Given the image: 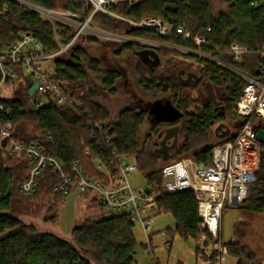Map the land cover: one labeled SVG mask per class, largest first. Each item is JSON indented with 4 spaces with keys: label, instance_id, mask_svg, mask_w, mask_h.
Returning <instances> with one entry per match:
<instances>
[{
    "label": "trees",
    "instance_id": "trees-1",
    "mask_svg": "<svg viewBox=\"0 0 264 264\" xmlns=\"http://www.w3.org/2000/svg\"><path fill=\"white\" fill-rule=\"evenodd\" d=\"M42 9L73 12L89 17L93 9L82 0H22ZM229 11L215 16L206 0H140L133 4L122 3L111 6L114 13L133 21L148 16L162 18L177 29L183 27L194 37L202 36L208 47L197 48L178 37H165L140 29H130L128 23L98 13L94 17L97 25L161 44H169L202 52L226 66L249 77L260 78L258 69L264 65L259 50H264V0H223ZM211 32H206L207 28ZM23 34L34 36L48 54L60 50V43L68 44L74 33L60 24H52L36 11L16 0H0V51L17 43ZM59 42H58V40ZM66 54L49 62L54 65L56 82L72 94L79 106L58 107L55 103L44 108H30L32 78H24L21 67H14L21 80L9 81L16 84L14 97L1 98L11 115L0 114V128L11 122L16 141L30 144L40 141L46 153L62 159L65 163H79L94 178L99 174L94 161L109 155L108 146L98 145L92 140L96 126L105 122L111 125V134L119 153L133 158L153 193L160 194L154 202L159 214L169 213L176 221V234L185 241H197L201 233L202 218L198 202L192 190L175 194L161 193L163 186L162 168L174 161L163 162L156 149L159 142L148 137L142 143L140 134L148 115L134 109L124 110L117 122H112L108 110L99 102V93L92 78L99 80L102 88L117 94L116 83L121 75L117 71L103 70L102 62L93 58L79 44L99 45V41L80 38ZM232 44L250 49L253 53L244 56L243 64H236L229 52ZM118 47L117 54L129 51L139 58L137 75L140 87L149 93L165 94L170 97L175 118L162 119L156 125L155 135L162 138V131L179 126V150L177 160L192 157L198 164L212 165L213 147L219 142L215 129L220 124L238 127L237 102L247 82L226 68L202 58L183 55L176 51L159 49L162 64L153 68L139 55L138 45L104 46ZM114 45V46H112ZM182 70L198 76L195 85L180 83ZM35 125L39 135L32 137L28 128ZM264 131V122L258 127ZM101 135V134H100ZM264 149V144H262ZM30 166L25 158L12 156L0 143V264H138L136 260L138 241L135 224L127 215H111L102 220H86L84 225L72 231L71 239L39 232L26 224L21 215L31 201L43 192L66 200L68 196L55 193L61 179L51 169L38 179L34 197H26L20 184L27 178ZM256 212H264V160L257 173V181L250 191L249 200ZM246 201V202H247ZM172 245L176 234L167 230ZM229 252L238 264H259L249 247L239 242L231 243ZM172 252V251H171ZM171 255V254H170Z\"/></svg>",
    "mask_w": 264,
    "mask_h": 264
},
{
    "label": "built area",
    "instance_id": "built-area-1",
    "mask_svg": "<svg viewBox=\"0 0 264 264\" xmlns=\"http://www.w3.org/2000/svg\"><path fill=\"white\" fill-rule=\"evenodd\" d=\"M36 11L52 24H60L64 29L74 33V38L68 43H60V50L48 54L37 39L30 34H23L21 39L0 51V99L1 91L9 81L21 80L14 67H21L24 78H32L34 84L39 83V89L33 97L34 108H44L55 103L59 108L64 106H79L72 94L56 82L54 75L46 68V64L56 57H61L77 43L80 38H88L102 44L138 45L143 49H167L183 55H190L214 62L231 70L247 84L237 102V114L243 124L237 131L213 147L212 165L204 166L192 159L174 160L162 168L163 186L161 193L175 194L192 190L198 202L199 215L202 218L201 233L195 246L187 253H179L177 264H238L231 257L229 244H225L221 236V224L226 205L242 206L250 196V191L257 181V173L264 160V149L258 140V127L264 122V65L260 66V78H253L226 66L220 61L204 55L200 51L177 47L169 44L139 39L127 32L107 29L97 25L94 17L98 13L113 17L129 24L130 29H140L157 33L165 37H178L195 45L197 48L208 47L202 36L194 37L183 27L174 29L162 18L148 16L140 21H133L110 10L111 6L122 3L133 4L140 0H82L84 5L93 9L92 14L82 16L73 12H58L42 9L22 0H16ZM54 15H60L63 22L52 21ZM207 28L206 32H211ZM229 52L236 64H243L244 56L253 52L238 44H232ZM264 60V50H259ZM11 115V110L0 101V114ZM92 133V140L98 145L108 146L109 155L94 161V169L99 178L92 177L79 163H65L59 157L46 153L45 146L40 141L30 144L20 143L12 138L14 125L9 122L0 128V142L7 140L6 150L12 156L23 157L29 163L27 178L20 184V191L26 197H34L37 179L51 169L58 174L61 181L55 187V193L70 196L73 192L89 194L99 203L103 210L112 215H127L135 225L142 228L147 236V248L150 251L153 264H161L155 257L152 244L154 231V202L160 194H148L144 189L134 187L132 177L139 173L133 158L121 155L115 145V137L111 134L108 122L97 125ZM101 134V135H100ZM174 245L166 242L163 250L171 254Z\"/></svg>",
    "mask_w": 264,
    "mask_h": 264
},
{
    "label": "rangeland",
    "instance_id": "rangeland-1",
    "mask_svg": "<svg viewBox=\"0 0 264 264\" xmlns=\"http://www.w3.org/2000/svg\"><path fill=\"white\" fill-rule=\"evenodd\" d=\"M206 1L210 2L215 16L229 11L228 5L223 0ZM60 17V15H54L51 20L63 22ZM78 47L84 48L93 58L99 59L102 62L104 71L116 70L121 75L116 95L104 92L100 81L94 77L92 78V84L99 93V102L108 110L112 122H117L122 111L128 107L133 90L138 92H136L138 97L144 96L152 100L157 98L165 100L168 98L165 94L145 93L144 90L143 92L139 88L140 79L136 72L139 58L136 54L125 51L122 55H118V47H108L107 45L104 46V44L89 45L82 43ZM45 66L54 75V65L48 63ZM16 90L17 85L15 83L13 85L7 84L3 87L1 96L2 98L14 97ZM33 103V101H30V108H33ZM170 110L174 112L172 108ZM165 115H168V117L172 116L170 111L167 112L163 109H155L153 113L156 118H163ZM28 131L32 137L39 135L35 125H30ZM149 131L150 125L148 126L146 122L140 134L141 143ZM4 149L7 153L8 150ZM177 159L174 158V160ZM186 159L194 160L192 157H187ZM132 182L134 187L139 190L144 189L147 184L145 176L140 172L132 177ZM111 215L108 211L103 210L92 195L73 192L63 201L45 191L31 201V205L23 212L21 218L26 224L34 225L39 232L54 234L70 240L72 231L84 225L86 220H102ZM152 215L155 216L154 231L152 233L155 257L161 264H177L179 262V259H177L179 253H187L192 250L195 242L193 240L185 241L180 235L176 234L177 223L171 214L164 212L159 214L155 207ZM167 230L176 234L174 248L170 256L167 251L163 250L164 244L171 240ZM135 235L138 241L136 254L138 264H153L150 251L147 248V236L138 225L135 226ZM221 236L225 244L239 242L242 245H246L255 254L256 263L264 264V212H256L250 202L247 201L240 207L226 205L221 224ZM231 263L235 264L233 261ZM186 264H193V262Z\"/></svg>",
    "mask_w": 264,
    "mask_h": 264
},
{
    "label": "water",
    "instance_id": "water-1",
    "mask_svg": "<svg viewBox=\"0 0 264 264\" xmlns=\"http://www.w3.org/2000/svg\"><path fill=\"white\" fill-rule=\"evenodd\" d=\"M139 55L146 63H148L153 68H158L162 64L161 57L156 50L144 49L140 51ZM179 78H180V83L185 84V85L195 83L196 81L193 82L192 78H195L196 80H198V76L195 73H189L187 79H184L182 71L179 73ZM38 89H39V83H35L30 89V97H34ZM242 124H243V121L239 120L235 126L239 127ZM179 132H180V127L174 126L172 128L164 129L161 133L162 140L160 141L159 147L156 149V152L158 155L162 157V160L165 163L169 162L170 160L174 159L177 156V152L179 150V143H180ZM231 132L232 130L230 127H228L225 124H220L215 129V136L219 141H221V140L226 139L231 134ZM172 139L173 141L172 143H170ZM258 140L262 144H264V131L263 130L259 131ZM6 144H7V140H4L2 142V147L6 148ZM201 168L203 169L204 166L201 165ZM145 192L148 194H151L152 189L150 187H146Z\"/></svg>",
    "mask_w": 264,
    "mask_h": 264
},
{
    "label": "flooded vegetation",
    "instance_id": "flooded-vegetation-1",
    "mask_svg": "<svg viewBox=\"0 0 264 264\" xmlns=\"http://www.w3.org/2000/svg\"><path fill=\"white\" fill-rule=\"evenodd\" d=\"M112 46H114V45H112ZM129 53H131V52H129ZM182 72H183V78L184 79H187L189 73H194V72H191V71H188V70H182ZM120 80H121V77H120V79L116 83V89L117 90H118V84H119V81ZM192 81L193 82L196 81V82L195 83H191L189 85H195L198 82V80H196L195 78H192ZM138 86H139V88H141L139 84H138ZM103 91L104 92H107V93H109L111 95L110 92L105 91L104 89H103ZM142 91H143V89H142ZM136 92L137 91H135V90L132 91L131 101L129 102L128 107L126 109H124V110L134 109V110H137L138 112H146L147 115H148V118L146 119L144 125L147 122V125L148 126L150 125V131L147 133V135L145 136V138H144L143 141H145L146 139H148V137H151L152 139H155L156 142H159L160 143V141L162 140V138H160L158 140V138L155 135L156 128H159V125H156V123H158L162 119H170V120H173L175 118V111L172 112V110H170L171 108L174 110L173 105H172V101H171L170 97H168L165 100H159L158 98L157 99L155 98L156 100H154V99L152 100V99L145 98L144 96L138 97V94H137L138 92L137 93ZM145 93H146V91H145ZM154 96H156V95H154ZM155 109H163V110H166L167 112L170 111L172 116L171 117H168V115H165V117H163V118H156V117L153 116V113H154V110ZM172 127H174V126H172ZM172 127H169V128H172ZM143 128H144V126H143ZM172 141H173V139L170 141V143H172Z\"/></svg>",
    "mask_w": 264,
    "mask_h": 264
},
{
    "label": "crops",
    "instance_id": "crops-1",
    "mask_svg": "<svg viewBox=\"0 0 264 264\" xmlns=\"http://www.w3.org/2000/svg\"><path fill=\"white\" fill-rule=\"evenodd\" d=\"M153 50H155V49H153ZM156 51H158V50H156ZM144 188H146V187H144ZM152 239H153V236H152Z\"/></svg>",
    "mask_w": 264,
    "mask_h": 264
}]
</instances>
